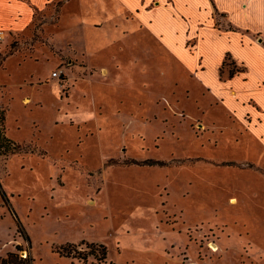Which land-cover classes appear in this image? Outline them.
<instances>
[{
    "label": "rangeland",
    "instance_id": "1",
    "mask_svg": "<svg viewBox=\"0 0 264 264\" xmlns=\"http://www.w3.org/2000/svg\"><path fill=\"white\" fill-rule=\"evenodd\" d=\"M26 1L29 21L0 28V109L23 149L0 154V177L30 240L6 217V251L21 245L31 264H264V139L241 121L252 118L226 108L127 5ZM223 1L264 33L261 16ZM205 3L175 10L199 18ZM161 22L182 27L167 13ZM217 41L204 48L213 66L228 44ZM232 49L252 85L263 81L264 49ZM236 66L227 58L222 78Z\"/></svg>",
    "mask_w": 264,
    "mask_h": 264
},
{
    "label": "crops",
    "instance_id": "2",
    "mask_svg": "<svg viewBox=\"0 0 264 264\" xmlns=\"http://www.w3.org/2000/svg\"><path fill=\"white\" fill-rule=\"evenodd\" d=\"M31 1L37 3L38 0ZM117 1L128 6L125 11L139 12V18L146 25L147 31L178 60L184 61L198 75L201 82L222 99L226 108L236 110L239 115H249L252 120H245L244 116H241L242 123L250 126L248 127L254 137L264 139V102L256 98L258 93L264 91V80L252 85L250 68L232 49V40H236L242 47L264 49V33L261 28L237 23L234 13L222 0H204L206 3L199 6V11H204V15L199 18H194L185 11L177 12L175 9L178 8V0ZM190 1L182 0L185 6H189ZM229 1L242 14L254 12L264 19V7L255 4L257 0ZM153 2L156 5H152ZM28 9L26 0H0V28L20 29L30 19ZM166 13L180 22L182 27L173 31L166 29L169 27L161 22L162 15ZM219 14L223 18L219 20L221 23L218 22ZM190 38H196L194 47L188 45ZM222 38H227L228 44L219 49V57L213 66L204 48L209 40L219 41ZM227 58L240 67L236 66L237 70L234 72L230 69L222 78L220 68L225 65ZM11 197L12 194L6 190L0 177V264L6 252H10L6 251L4 219L9 217L10 221L12 218L20 220ZM10 236L11 234L7 235V243L11 242Z\"/></svg>",
    "mask_w": 264,
    "mask_h": 264
},
{
    "label": "trees",
    "instance_id": "3",
    "mask_svg": "<svg viewBox=\"0 0 264 264\" xmlns=\"http://www.w3.org/2000/svg\"><path fill=\"white\" fill-rule=\"evenodd\" d=\"M234 69H231V72H234ZM5 121L6 116L4 110L0 109V154H9V153H19L22 152V148L19 143L13 141L11 138H9L6 134V128H5ZM152 165H165L166 163L163 161H151ZM16 221L18 222V231L24 235L25 239L27 241L29 240V236L26 234V232L22 228V224L20 220L17 218ZM22 250L21 245H16V251L8 252L7 255L2 258L1 264H23L22 261H26L27 264H31V256L28 255L25 258H21L19 261V251Z\"/></svg>",
    "mask_w": 264,
    "mask_h": 264
},
{
    "label": "built area",
    "instance_id": "4",
    "mask_svg": "<svg viewBox=\"0 0 264 264\" xmlns=\"http://www.w3.org/2000/svg\"><path fill=\"white\" fill-rule=\"evenodd\" d=\"M5 37L4 30H0V40H2ZM58 72H54V76H57Z\"/></svg>",
    "mask_w": 264,
    "mask_h": 264
},
{
    "label": "bare ground",
    "instance_id": "5",
    "mask_svg": "<svg viewBox=\"0 0 264 264\" xmlns=\"http://www.w3.org/2000/svg\"><path fill=\"white\" fill-rule=\"evenodd\" d=\"M235 201H236L235 199H232V203H235ZM214 248H215V249H217V247H216V246H215Z\"/></svg>",
    "mask_w": 264,
    "mask_h": 264
}]
</instances>
